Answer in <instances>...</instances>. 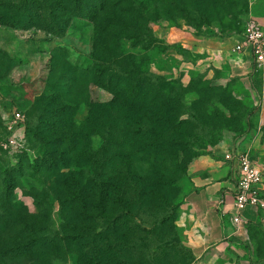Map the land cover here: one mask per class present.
Masks as SVG:
<instances>
[{
    "label": "rangeland",
    "instance_id": "obj_1",
    "mask_svg": "<svg viewBox=\"0 0 264 264\" xmlns=\"http://www.w3.org/2000/svg\"><path fill=\"white\" fill-rule=\"evenodd\" d=\"M23 1H30L34 15L40 11L38 2L8 0L17 5ZM45 1L51 5L48 17H34L30 24L19 23L12 9L0 5V172L7 170L17 186L13 198L21 200L25 206L26 221L39 228L37 237L47 235V238L56 237L57 241L59 237L65 240L58 244L49 242L41 248L42 254L38 248L37 254L10 264H106L101 263L92 251L91 236L94 232H87L93 227L90 214L97 212L95 202L100 198L91 179L99 165L89 167L82 163L78 158L82 145L78 144V150L75 148L68 155L69 167L58 163L55 175L34 174L31 165L47 153V147L37 138V131L27 129L29 120H33L34 103L46 95L58 97L56 106L67 104L66 100L71 98L76 100V104L73 103L75 113L70 115L66 110L63 114H68L77 124V133L80 134L90 111V100L108 102L118 96L121 102H125L126 93L121 84L110 82L106 75L81 79L79 74L72 73V68H79L82 72V68L92 65L93 54H99L101 59L117 58L121 62L130 58L137 70L169 82L178 81L185 90L187 107L195 106L197 126L192 131L187 129L194 134L186 137L191 139L193 147L191 164L211 145L229 143L245 133L257 111L251 105L250 96L242 92L239 78L225 80V67L220 69L204 64L199 67L200 58L204 57L199 51L201 47L219 45L220 42L231 46L236 42L244 31L245 18L254 0H186L179 6L166 0L168 5L163 7H157V3H166L165 0H144L143 5L150 7V11L159 8V14L152 12L147 38L142 42L137 39V27L126 25L142 20L141 11L135 6L130 10L128 3L120 8H103L101 0H92L91 3L80 0L79 8L71 14L73 0ZM108 10L111 12L107 13ZM45 11L46 8H42L41 15H45ZM97 23H102L107 29L101 45L97 43ZM54 82H58V90L53 89ZM66 84L70 95L64 92ZM124 111L128 112V109ZM17 112L21 113L22 121L16 130H12L9 124ZM48 120L55 124L54 116ZM102 124L103 127L107 124L106 119ZM138 127L139 124L136 125ZM58 128L52 126L46 133L48 138L62 137ZM122 129H118L121 135ZM68 133L71 135L72 132ZM11 134L23 138L24 147L5 148L3 144ZM88 141L91 152L101 155L103 137L98 133ZM167 150L163 148L156 155L150 153L152 163L137 165L139 175L154 180L167 179L168 171L177 169L179 161V158L170 157ZM113 164L121 170L122 160ZM17 166L21 169L17 170ZM88 169L93 170L90 178L84 171ZM112 175L115 177V172ZM108 176L110 173L103 175V181ZM186 176L172 191L175 207L167 223L160 224L162 215L166 214L162 209V196L152 193L143 205L134 206V212L138 213L136 218L126 221L131 230L122 225L118 232L110 233L133 246L139 264H196V256L185 243L184 231L178 224L177 206L183 198L181 183ZM84 208L87 214H84ZM4 230L2 227L0 232ZM11 245L8 240L1 241L0 249Z\"/></svg>",
    "mask_w": 264,
    "mask_h": 264
},
{
    "label": "trees",
    "instance_id": "obj_2",
    "mask_svg": "<svg viewBox=\"0 0 264 264\" xmlns=\"http://www.w3.org/2000/svg\"><path fill=\"white\" fill-rule=\"evenodd\" d=\"M91 1L87 0L88 3ZM185 1L171 0V4L179 6L180 2L184 3ZM37 2L41 5L38 10L41 11L42 8H46L47 11L43 13L45 15H41L40 11L34 15L33 10H30V1H23L17 5L8 2V0H2L0 5L12 9L14 18H17L19 23L27 22L30 24L34 17L37 19L47 18L48 10H51V5L45 0L31 1L33 4H37ZM165 2L157 3V7L168 5L166 0ZM101 3L103 8H120L124 3H128L127 8L130 10L133 6L138 8L141 11L140 18L142 20L138 21L137 19L134 24L126 22V25L129 28L130 26L137 27L136 34H138L137 39L140 42L147 38V27L149 19L153 15L152 12L154 15L159 14L157 12L159 8L150 11V7L143 5L144 0H101ZM80 4V0H73L70 13L75 14L73 11H76ZM110 12L107 11V13ZM96 26L97 43L101 45L107 29L102 23H97ZM112 54L114 55V49H112ZM91 57L92 65L82 68V72L79 68H72V73L79 74L81 79H88L89 77L95 79L101 75L108 76L110 82H117L122 85V89L126 93L125 102H121L118 96L108 102L90 100L89 114L81 126V133L78 134L77 124L68 115L75 113L76 106L74 104H76V100L71 98V100H66L67 104L60 103V106H56L58 98L56 96L46 95L38 99L33 105V120H29L27 129L31 128V132L37 131V138L39 137L45 148L47 147V153L46 156L37 159V162L31 165V169L37 176L55 175L58 172L56 164L62 163V165L66 164V167H69L71 162H69L68 155L75 148L77 151L78 147L82 145V149L78 153L81 162L86 163L89 167L95 164L99 165L97 172L95 171L96 174L91 178L100 196L95 202L97 212L90 214L93 227L87 229V232H94L91 236L92 245H94L92 251L99 261H102L101 263L139 264L140 260L135 255L133 246L126 243L124 239L120 240L118 236L114 235L115 233H110L118 232L122 225L126 230H131L132 228L126 221L128 219L133 221L136 218L135 215L138 213L134 212V206L143 205L144 200L148 199L152 193L162 196L163 208H161L166 214L162 215L160 224L164 225L171 219L175 207L172 191L177 189L178 181L187 175L188 166L194 158L191 139L186 137L187 135L192 137L194 134V132H188L187 129L190 131L195 129L197 114L194 112L195 106L187 107L184 100L185 90L178 81L169 82L160 76L137 70L130 58L121 62L117 58L110 60V58L105 57L101 59L99 54H93ZM55 77L52 76L51 78ZM84 82L85 80H82V83ZM57 85L58 82H54V90H58ZM65 88V94L70 95L71 91L68 89V84ZM124 109H128V112H125ZM66 110L68 114H63L66 113ZM51 116L55 117V124L48 120V117ZM103 117L104 122H102ZM105 119L107 124H104L103 127L102 123H105ZM137 124H139L138 128H136ZM201 125H205V123L201 122ZM52 126L61 128V130L58 128V131L62 137L48 138L46 133L50 131ZM119 127H123L121 130L123 135L118 133ZM68 132H72L71 135ZM98 133L104 139L101 155L91 152V143L88 141ZM163 148H168L170 157L179 158L177 169L172 170L171 168L168 171L167 179L154 180L140 176L137 165L141 163L150 165L153 160L150 153L156 155ZM117 160H122L121 170H118L116 165L113 167V163L116 164ZM16 169L20 170L21 168L17 166ZM89 169L84 171L85 175L87 174L90 178L93 170L90 171ZM113 172H115L116 178L112 175ZM108 173L110 176L106 181H103L102 176ZM16 187L7 170L0 172V231L2 227L5 228L4 232H0V242L8 240L12 244L10 248L0 249V264L14 263L37 254L38 248L42 254L41 248L45 244L49 242H57L58 244L59 241L61 243L65 240L59 237V241H57L56 237L47 238V235L37 237L39 228L26 221L24 218L27 211L25 206L21 200L13 198ZM79 196L83 200L82 194ZM180 204L181 202L178 204L177 210ZM87 213L84 208V214ZM98 232L104 233L99 234ZM99 242L101 243L99 244ZM125 254L130 255V257Z\"/></svg>",
    "mask_w": 264,
    "mask_h": 264
},
{
    "label": "crops",
    "instance_id": "obj_3",
    "mask_svg": "<svg viewBox=\"0 0 264 264\" xmlns=\"http://www.w3.org/2000/svg\"><path fill=\"white\" fill-rule=\"evenodd\" d=\"M248 14L264 26V2L254 0ZM242 33L231 46L220 42L199 49L204 55L199 67H225V80L239 78L242 92L250 96L257 111L245 133L229 143L211 145L199 154L181 183L178 224L184 231L185 243L196 256V264L264 262V207L248 205L240 212L241 221L234 222L237 211L233 201L240 165L235 155L226 158L231 152H250L264 175V65H256L250 50L235 51ZM261 196L264 198V182Z\"/></svg>",
    "mask_w": 264,
    "mask_h": 264
},
{
    "label": "built area",
    "instance_id": "obj_4",
    "mask_svg": "<svg viewBox=\"0 0 264 264\" xmlns=\"http://www.w3.org/2000/svg\"><path fill=\"white\" fill-rule=\"evenodd\" d=\"M250 50L258 67L264 65V26L252 15L248 14L245 19V28L242 39L236 45L235 51L242 52ZM22 121L21 113H15L10 121L9 128L16 130ZM5 148L24 147V140L17 134H11L10 138L3 144ZM236 156L240 165V174L234 192L233 205L237 211L233 217L234 222L241 221L240 212L248 205L264 207V198L261 196V184L264 175L260 167L254 162L250 152H231L226 155L230 159Z\"/></svg>",
    "mask_w": 264,
    "mask_h": 264
}]
</instances>
